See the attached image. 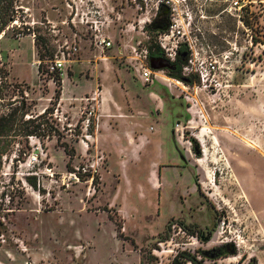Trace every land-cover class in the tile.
Segmentation results:
<instances>
[{
    "label": "rangeland",
    "instance_id": "1",
    "mask_svg": "<svg viewBox=\"0 0 264 264\" xmlns=\"http://www.w3.org/2000/svg\"><path fill=\"white\" fill-rule=\"evenodd\" d=\"M67 1L0 3V264H172L180 252L264 264V0H77L100 4L104 50L94 29L65 23ZM162 3L187 59L218 60L207 82L135 71L132 46L158 45L146 26ZM72 31L74 62L47 74ZM103 85L116 102L88 149L80 98Z\"/></svg>",
    "mask_w": 264,
    "mask_h": 264
},
{
    "label": "built area",
    "instance_id": "2",
    "mask_svg": "<svg viewBox=\"0 0 264 264\" xmlns=\"http://www.w3.org/2000/svg\"><path fill=\"white\" fill-rule=\"evenodd\" d=\"M238 3L239 1L235 2V4ZM66 4L70 14L65 23L69 25L71 30L73 29L71 25L87 26L88 29L91 28L95 31L93 41L96 48L104 50L112 45L113 42L111 38L104 34L101 29L106 20L103 19L104 14L101 10L100 4L92 6L90 9L82 12L80 11V3L77 0H68ZM54 31H56V28ZM185 36L186 32L184 28H180V26L175 23L171 24L169 30L158 34V45L169 61H174L178 56V51L182 46L181 44L187 43L189 38H185ZM33 37H36L35 33L33 34ZM65 39L66 41L64 44L60 45L55 56L45 61V70L49 75H58L60 77L65 76L67 64L74 62V56L80 51L81 47L79 42L82 40V36L77 31H72V34H70L69 37L66 36ZM132 52L135 60V71L145 84H151L154 81L157 72L153 70L150 65L151 56L149 55V47L142 44V41H139L132 46ZM217 62V59L201 57L200 51L196 50L183 64L182 74L186 77L194 74L200 77L203 82H207L210 75L217 71ZM40 63L41 62H39V64ZM186 99L189 101L191 97L186 96ZM101 102L102 94L100 89L96 90L91 95L86 94L80 98L82 132L80 133L79 138L88 149H90V146L95 143V134L99 127L98 125L101 117L98 112ZM30 140L35 143L36 137L30 136ZM38 159L39 155H34L29 158L28 162L34 163ZM104 161L105 154L102 151L97 155V160L91 165L92 170H90V172L97 174L100 165H103ZM85 171H87V169H85ZM225 224L226 221L224 220L222 226ZM156 251L159 253L162 252L158 249H156Z\"/></svg>",
    "mask_w": 264,
    "mask_h": 264
},
{
    "label": "trees",
    "instance_id": "3",
    "mask_svg": "<svg viewBox=\"0 0 264 264\" xmlns=\"http://www.w3.org/2000/svg\"><path fill=\"white\" fill-rule=\"evenodd\" d=\"M1 2H5L7 3L8 7L13 6L14 0H0ZM168 5L165 3H162L160 5V9L158 10L157 15L155 16V18L152 20V22H150V24H148L146 26V28L152 32L155 33H161L164 31L169 30V28L171 27V18H170V13H168ZM179 57H178V61H179V71L176 74H171L173 77L175 78H179V79H186L183 75H182V66L185 63V61L187 60L188 57V47L186 45H183L180 47L179 49ZM187 52V55L185 56L184 53ZM162 49L160 48L159 45L154 46L153 44H151V46H149V55L152 56H156V55H162ZM58 76V75H57ZM2 120V118H0V121ZM3 132V128L0 129V133ZM209 253V251H208ZM207 253V254H208ZM186 257L187 259L191 260L192 262H194L195 264H199L198 260L196 259L195 256L191 255L190 253L187 252H180L173 260L172 264H186V262H183L182 260H180V257ZM251 261H254L255 264L256 262V258H252ZM142 264V262H141Z\"/></svg>",
    "mask_w": 264,
    "mask_h": 264
},
{
    "label": "crops",
    "instance_id": "4",
    "mask_svg": "<svg viewBox=\"0 0 264 264\" xmlns=\"http://www.w3.org/2000/svg\"><path fill=\"white\" fill-rule=\"evenodd\" d=\"M100 90H101V94H102V102H101V104H100V108H99V110H100V115H101V117H100V123H99V125H100V127H110L109 126V123H108V121L106 120V119H101L102 118V115L104 116V117H106L107 115L105 114V112H106V110H107V108H106V106L107 107H109L110 108V102H116V100H115V97H114V95H113V93H112V91L107 87V86H104L103 85V87L102 88H99ZM86 95V94H85ZM116 104V103H115ZM102 106V107H101ZM112 110V109H111ZM103 117V118H104ZM98 146V145H97ZM264 155V154H263Z\"/></svg>",
    "mask_w": 264,
    "mask_h": 264
},
{
    "label": "water",
    "instance_id": "5",
    "mask_svg": "<svg viewBox=\"0 0 264 264\" xmlns=\"http://www.w3.org/2000/svg\"><path fill=\"white\" fill-rule=\"evenodd\" d=\"M150 65L153 70H161V69H172L173 65L171 64L170 61L163 59L162 57H150ZM180 80H185V79H180ZM212 237V234H209L208 236L205 237L206 241H209ZM226 245L228 246H233L232 248V253L235 250V247L232 243H227ZM208 252H205L207 254Z\"/></svg>",
    "mask_w": 264,
    "mask_h": 264
},
{
    "label": "flooded vegetation",
    "instance_id": "6",
    "mask_svg": "<svg viewBox=\"0 0 264 264\" xmlns=\"http://www.w3.org/2000/svg\"><path fill=\"white\" fill-rule=\"evenodd\" d=\"M179 54H180V52L178 51V56H177V58H176L174 61H170L171 64L173 65V68H172V69H168V72H169L170 74H176V73H178V71H179V61H178ZM184 55L186 56V55H187V52H185ZM154 57H162L163 59L168 60V59L164 56V54H162V55H156V56H154ZM168 61H169V60H168ZM232 248H233V246L224 245V247H222V248H218V249H217V252L220 254V253H222V252L224 251V249H228L229 252H232ZM250 264H251V263H250Z\"/></svg>",
    "mask_w": 264,
    "mask_h": 264
},
{
    "label": "bare ground",
    "instance_id": "7",
    "mask_svg": "<svg viewBox=\"0 0 264 264\" xmlns=\"http://www.w3.org/2000/svg\"><path fill=\"white\" fill-rule=\"evenodd\" d=\"M158 73V72H157ZM199 139H202L201 137ZM203 140V139H202Z\"/></svg>",
    "mask_w": 264,
    "mask_h": 264
}]
</instances>
